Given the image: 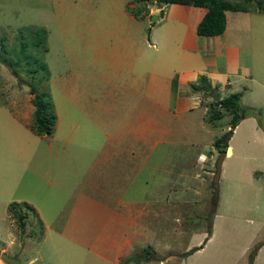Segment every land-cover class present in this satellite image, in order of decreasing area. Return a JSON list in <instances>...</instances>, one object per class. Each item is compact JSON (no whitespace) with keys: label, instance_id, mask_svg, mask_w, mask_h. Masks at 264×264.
<instances>
[{"label":"rangeland","instance_id":"rangeland-1","mask_svg":"<svg viewBox=\"0 0 264 264\" xmlns=\"http://www.w3.org/2000/svg\"><path fill=\"white\" fill-rule=\"evenodd\" d=\"M228 1L248 13L236 19V11H227L226 31L204 41L215 44L221 63L225 40L238 49L248 43L251 73L264 82L259 73L264 72V0ZM159 6L154 0H0V253L17 264H107L100 246L97 256L73 238L104 244L111 228L126 233L122 242L133 248L118 256L120 262L147 248L148 261L163 264H252L264 250V128L255 117H244L233 129L216 183L219 151L212 141L229 129V113L223 111L213 125L204 120L207 131L163 137L156 123L145 120L140 131L127 133L154 96L150 71L175 62L156 57L148 39L147 28L160 18L158 10L148 15ZM36 28L46 31V51L30 32ZM32 57L45 64L33 79L26 73L36 68ZM32 86L53 103L49 135L30 129ZM123 92L134 99L131 110L121 105ZM242 101L255 109L264 105L254 89ZM148 133H154L152 139ZM103 150H130L134 156L104 162ZM118 165L123 172L114 168ZM119 176L133 180L124 183ZM116 192L128 199L140 196L137 210L127 215L130 208L116 204ZM12 202V210L26 214L22 227L9 213ZM192 234L200 238L197 246L180 253L196 244ZM199 245L202 250L194 253ZM257 264H264V255Z\"/></svg>","mask_w":264,"mask_h":264},{"label":"crops","instance_id":"crops-1","mask_svg":"<svg viewBox=\"0 0 264 264\" xmlns=\"http://www.w3.org/2000/svg\"><path fill=\"white\" fill-rule=\"evenodd\" d=\"M158 8H155L154 12L151 10L148 15H156L159 13L158 16L160 17L159 20H157L153 24V26L150 27L148 39L151 43V46H154L156 57L159 53V59L164 60L172 58L175 62L171 63V61L168 60L167 63H163L165 70H162L160 72H156L154 70L152 72L150 71L151 79L148 82V88L150 90L152 88V93L154 96H148L150 98L149 102H147L149 104L148 110H140V113L137 114V117L139 119L138 123L136 125L134 124L132 128L127 129L128 135H130V130L140 131L141 126L145 125V120L156 123V125L160 127V130H162L163 137H167V134L171 135L172 133L178 131L186 133H192L197 129H199L200 131H207V127L204 123L206 108L204 104L199 101L201 100L200 98L202 96L198 95L199 93L192 92L191 89L189 90V85L196 82L198 77H203L204 81L208 85H210L212 89L216 90L218 99L223 98L230 93L241 91L240 103L242 105H245V103H243L242 101V98L244 97L246 92H250L253 89L256 90L259 95H262L264 97V82H262V80L258 78L257 74L251 73L254 54H252V48L248 43H244L245 45L242 46L238 45V49L236 46H233V44H231L232 42L229 43L228 39L225 40L222 45L223 55L221 63V59L218 58L220 56V53L217 48L214 49L215 44L206 45V42L204 41L205 37L217 38L218 35L200 36L195 34V26L206 11L204 7L170 3L160 4ZM157 10L159 11L158 13ZM226 12L227 11H224V16H226ZM236 12V19H240L241 17L245 18L243 13H248V11ZM140 18L142 17H139L137 19ZM225 31L226 18L225 28L221 34H223ZM171 40L173 41L169 43V41ZM174 45L176 51L175 55L172 54ZM146 46L148 49H151L148 44H146ZM241 56H245L247 58L244 59L243 57L241 58ZM261 60L263 62L262 67H264V53L261 57ZM259 73L264 77V72L262 73V69L259 71ZM243 82L248 83V85L244 86ZM140 96H142V94ZM204 98L202 97V99ZM71 102H73V104L76 103L75 100ZM134 103V99L126 96L124 92L122 93L121 105L124 110H131L134 106ZM100 106L101 108H103V110H101L100 108V112L105 114V105L103 106V104L101 103ZM261 113L264 128L263 104L261 106ZM136 120L137 118L135 119V122ZM131 123H133V121ZM131 135L133 136L134 134L132 133ZM149 135H151L150 139H152L154 133H150ZM105 137L108 138L109 135H106ZM151 142L156 143V139L154 138ZM229 148L230 146L228 145L225 151V155L230 154V152L228 151ZM148 150L149 154L153 151L152 148H149ZM110 151L107 150V152L105 153V151L103 150L102 160L104 162H109V157L113 156H134V153H132V151L130 150L121 152H118L117 150ZM108 166L111 167L110 164H108ZM122 167L123 166L120 167L118 165L114 168L119 170V172H123L124 168ZM140 170L141 168L132 170L133 177L135 176L137 178ZM101 173H104L102 176L108 175L105 171H102ZM119 178H121L124 183L130 180L132 182L133 180V178L125 180L123 176H119ZM101 181L106 180L101 179ZM123 185L125 184H119L117 186L123 187ZM136 185L139 188L141 187L140 182H137ZM109 194L110 193H104L105 198ZM115 194L117 195V205H127V207L130 208L129 211H127V215L130 214V210H137L136 205H140L141 203V197L134 195V193H132V198L130 199H128L124 193L118 195V193L116 192ZM168 195L169 193H167L165 196L167 197ZM135 201L137 203H135ZM129 219L132 220L131 217H129ZM127 222L128 224L131 223L130 220H127ZM136 225L137 223L134 222V226ZM119 231L120 230L117 228L106 229L107 240L104 244L91 242L90 240L83 241L81 239L75 238V236L73 240L76 241L81 248L87 250L92 254H96L97 251L95 249H98V246H100L101 249L99 255L107 264H120L118 256L120 254L126 256L128 252L133 248L130 247V245L123 244L122 241L124 240L125 236L128 237V235H126V233H120ZM134 232L132 233L135 234ZM191 236L196 237V244H188L180 253L183 254L188 250V248L190 249L193 246H197L198 242L200 241L199 236L196 234H192ZM191 236H189L188 241L190 240ZM209 236L206 237V240H209L211 238V236L210 238ZM201 250V245H199L198 248L194 250V253ZM260 252L262 253L255 255L252 264H257L258 259L264 255V250H261ZM96 255L98 256V254ZM161 260L162 259H159L158 262H152L148 260L142 262V260H140L139 262H136V264H163V261ZM168 260L170 259L168 258ZM30 262L26 264H31ZM131 262L129 261L126 264H132ZM199 262L196 261L195 264H204L201 261ZM4 263L6 262H0V264ZM176 264H179V262H177Z\"/></svg>","mask_w":264,"mask_h":264},{"label":"trees","instance_id":"trees-1","mask_svg":"<svg viewBox=\"0 0 264 264\" xmlns=\"http://www.w3.org/2000/svg\"><path fill=\"white\" fill-rule=\"evenodd\" d=\"M146 1V0H138ZM158 4H170L178 3L184 5H192L196 7H204L206 9L205 13L198 21L195 26V34L200 36H217L220 35L225 28V16L224 11H245L246 8L235 2H230L228 0H154ZM258 9L261 10V4L257 1ZM258 10V11H259ZM138 14L137 11L134 12ZM142 17V16H140ZM149 27L147 28L148 35ZM33 33L35 42L39 44L43 51H46L44 46L46 31L42 28H36L31 30ZM43 32V33H42ZM148 38V36H147ZM24 44H20V50L22 51ZM30 59V55H24ZM33 63L36 64V68L33 70H27L28 76L33 79L36 69H41L45 71V64L40 62L36 63V58L32 57ZM195 84H191L190 88L192 92L203 94L202 97L209 98L210 100L205 103V115L204 120L211 125L214 122L221 119L225 113L231 115L229 122V129L223 133L218 138L212 141V146L217 149V151L225 150L228 146L227 141L230 138L232 129L236 124L244 117L252 116L255 117L257 126L263 129L262 113L261 109H255L253 107H245L240 103L241 91L233 92L227 96L220 99L212 98V88L208 85L203 77H198ZM30 93H33V97L30 99L33 106L32 121L30 129L34 131L36 135H49L52 132L53 126L55 124V114L53 112V103L48 100L47 95L39 93L32 86L29 89ZM224 111V112H223ZM14 202L9 205L10 215L17 221L18 225L22 227L24 225L25 213L16 212L13 209ZM31 209V207H29ZM210 232V230H208ZM149 250L147 248L142 249V253L139 251L133 252L130 258L124 261H119L120 264H126L127 262L133 261L134 264L140 260H148ZM141 257V259H139Z\"/></svg>","mask_w":264,"mask_h":264},{"label":"water","instance_id":"water-1","mask_svg":"<svg viewBox=\"0 0 264 264\" xmlns=\"http://www.w3.org/2000/svg\"><path fill=\"white\" fill-rule=\"evenodd\" d=\"M212 97L215 100L218 99L217 98V95H216V90L215 89L212 90ZM224 156H225V151L222 150V151L219 152V155H218V157L215 160V163H214V172H213V178H212V181L215 182V183L218 181L219 172H220V164H221V161L224 158ZM0 259L3 262L9 263V264H17V261L16 260H14V259L6 256L4 253H0Z\"/></svg>","mask_w":264,"mask_h":264},{"label":"clouds","instance_id":"clouds-1","mask_svg":"<svg viewBox=\"0 0 264 264\" xmlns=\"http://www.w3.org/2000/svg\"><path fill=\"white\" fill-rule=\"evenodd\" d=\"M160 5V4H159ZM201 97V96H200ZM213 98V97H212ZM201 100H199L200 102H202L203 104H204V106H205V103H206V101H208V100H210L209 98H204V99H202V97L200 98ZM243 119V118H242ZM238 124V123H237ZM236 124V125H237ZM235 128V127H234ZM233 128V129H234ZM233 129H232V131H233ZM228 130V129H227ZM232 131H231V133H232ZM224 151H226V149L224 150ZM220 152V151H219ZM15 260V259H14Z\"/></svg>","mask_w":264,"mask_h":264}]
</instances>
